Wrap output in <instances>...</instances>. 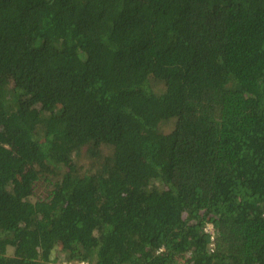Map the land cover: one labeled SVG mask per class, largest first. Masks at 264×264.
<instances>
[{
	"label": "trees",
	"instance_id": "obj_1",
	"mask_svg": "<svg viewBox=\"0 0 264 264\" xmlns=\"http://www.w3.org/2000/svg\"><path fill=\"white\" fill-rule=\"evenodd\" d=\"M0 76V264H264V0H0Z\"/></svg>",
	"mask_w": 264,
	"mask_h": 264
},
{
	"label": "rangeland",
	"instance_id": "obj_2",
	"mask_svg": "<svg viewBox=\"0 0 264 264\" xmlns=\"http://www.w3.org/2000/svg\"><path fill=\"white\" fill-rule=\"evenodd\" d=\"M0 80H2V81H5L6 83H9V84H11L12 83V79H11V77H9V76H0ZM159 87H161L160 85H158ZM163 131H165L166 133L167 132H169L171 129H172V127H173V122L172 121H170V122H166V123H164L163 124ZM106 150V152H108L107 150H109V149H105ZM108 154V153H107ZM84 165H86L87 166V164H85V163H87V162H82ZM39 194V191L37 192V195ZM33 199H36V197H33ZM208 228H209V230H211V231H213V227H212V225H209L208 226ZM9 253L10 254H12V252H11V250H9Z\"/></svg>",
	"mask_w": 264,
	"mask_h": 264
}]
</instances>
